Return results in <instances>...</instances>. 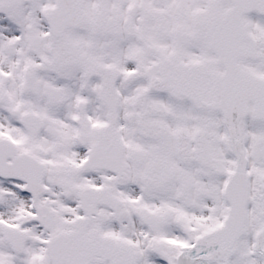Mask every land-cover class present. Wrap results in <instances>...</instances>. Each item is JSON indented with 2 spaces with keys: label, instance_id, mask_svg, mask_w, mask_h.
<instances>
[{
  "label": "snow or ice",
  "instance_id": "6c2138e0",
  "mask_svg": "<svg viewBox=\"0 0 264 264\" xmlns=\"http://www.w3.org/2000/svg\"><path fill=\"white\" fill-rule=\"evenodd\" d=\"M0 264H264V0H0Z\"/></svg>",
  "mask_w": 264,
  "mask_h": 264
}]
</instances>
